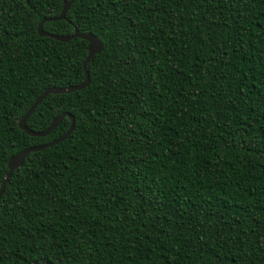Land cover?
I'll return each mask as SVG.
<instances>
[{
  "label": "trees",
  "instance_id": "16d2710c",
  "mask_svg": "<svg viewBox=\"0 0 264 264\" xmlns=\"http://www.w3.org/2000/svg\"><path fill=\"white\" fill-rule=\"evenodd\" d=\"M63 0H0V182L78 85ZM67 1V0H65ZM102 49L0 197V264H264V0H73Z\"/></svg>",
  "mask_w": 264,
  "mask_h": 264
},
{
  "label": "water",
  "instance_id": "95a60500",
  "mask_svg": "<svg viewBox=\"0 0 264 264\" xmlns=\"http://www.w3.org/2000/svg\"><path fill=\"white\" fill-rule=\"evenodd\" d=\"M72 2H73V0H67V1L63 0L62 1V7H61L59 14L55 17H52V18H42L39 21V23L37 24L36 32H37V35L39 37H47V38L53 39V40H55L57 42H61V43H66L69 40L74 39V38L84 40L87 43V47H86L87 53H86V56L82 62L83 79H82L81 83H79L78 85L67 86V87H62V88L50 87V88L45 89L38 97H36V99L33 101V103L26 109L25 113L22 115V117L20 118V120L18 122V128L20 130H22L26 135L31 136V137H41V136L48 134L60 122V120L65 116H67L70 120L69 126H68L67 130L57 139H55V140H53L47 144H44V145L27 147L25 149H22L21 151H19L15 155L11 156L10 158H8V160L6 162V170L7 171H6L3 179L0 182V197L2 195V192L4 190V186H5L8 178L10 177L11 173L14 170L18 169L22 165L23 160L27 154L33 153L36 151H40L42 149H45L47 147H51V146L63 141L64 139H66L68 137V135L72 131L73 118L66 113H62L59 116L55 117L49 123L48 127L42 132H33V131L28 130L25 127V121H26L27 117L30 115V113L37 107V105L40 104V102L47 95L67 94V93H71L73 91L82 90L87 86L89 79H88V74L86 71V64L90 61L92 56L97 55L102 49L101 41L97 37H95L94 35H92L90 33H79L76 29H73V32L71 35L64 36V35L48 34L42 30V24L44 22H54V21L64 20L65 19V12ZM32 264H49V263H47V262L35 263L34 262Z\"/></svg>",
  "mask_w": 264,
  "mask_h": 264
}]
</instances>
